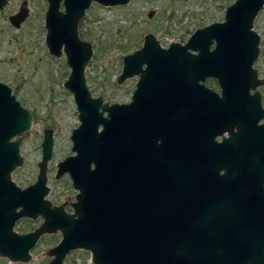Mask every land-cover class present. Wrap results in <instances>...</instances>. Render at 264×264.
I'll list each match as a JSON object with an SVG mask.
<instances>
[{
  "label": "water",
  "instance_id": "1",
  "mask_svg": "<svg viewBox=\"0 0 264 264\" xmlns=\"http://www.w3.org/2000/svg\"><path fill=\"white\" fill-rule=\"evenodd\" d=\"M90 1L62 0L60 11L59 0H47L44 13L45 44L55 55L62 46L69 66L62 85L72 95L78 120L69 133L74 154L56 164V176L67 173L77 191L71 214L50 207L43 199L50 129L42 131L35 182L21 189L10 180V172L22 164L19 143L27 135L32 116L0 81V257L24 262L41 234L58 230L61 237L47 251L51 256L47 264H62L74 249L88 251L91 264H217L220 254L232 255L236 264H264V234L255 233L260 240L230 238L231 232L214 225L220 219L217 215L207 211L201 215L199 210L172 203V187L177 200L190 186L213 189L220 182L210 172L187 177L180 161L172 176L167 129L161 161L150 121L141 116L139 99L140 93H218L199 82L206 77L217 80L225 98L232 93L242 97L263 83L253 67L260 41L253 19L264 0H234L227 5L223 20L196 28L184 45L172 42L161 50L153 33H146L143 47L124 55L117 78L120 83L137 74L141 62H146L127 105L103 100L101 94L92 96L85 84L83 68L91 47L78 37L76 23ZM93 1L106 6L128 0ZM24 15L20 7L9 22L16 27ZM209 104L207 122L215 124L210 115L215 114L216 105ZM38 215L42 222L32 231H13L17 219Z\"/></svg>",
  "mask_w": 264,
  "mask_h": 264
},
{
  "label": "rangeland",
  "instance_id": "2",
  "mask_svg": "<svg viewBox=\"0 0 264 264\" xmlns=\"http://www.w3.org/2000/svg\"><path fill=\"white\" fill-rule=\"evenodd\" d=\"M232 1L129 0L124 5L112 6L91 1L77 22L79 37L92 47L83 71L90 94H101L107 101L127 100L136 78L117 82L122 56L141 44L145 32H153L163 44L184 41L195 27L222 19L225 7ZM19 2L6 0L0 9V81L6 83L19 103L30 111L32 122L19 144L22 164L10 176L19 186L34 180L42 128L50 127L51 155L46 165V184L50 191L46 198L57 204L68 201L72 194L67 178L54 179L53 175L56 162L70 153L69 130L78 123L72 95L62 85L68 66L63 57L47 53L44 45L42 11L45 0H26L27 14L14 27L8 22L7 15L17 9ZM253 28L259 33L261 50L255 66L259 76H264V5L253 20ZM208 85L216 88L214 80L208 81ZM40 222V217L20 219L13 229L23 233L36 228ZM59 239L57 231L43 233L26 261L9 262L0 257V264H47L51 258L47 250ZM61 263L91 264L90 255L88 251L74 249Z\"/></svg>",
  "mask_w": 264,
  "mask_h": 264
},
{
  "label": "flooded vegetation",
  "instance_id": "3",
  "mask_svg": "<svg viewBox=\"0 0 264 264\" xmlns=\"http://www.w3.org/2000/svg\"><path fill=\"white\" fill-rule=\"evenodd\" d=\"M127 2H129V0ZM5 3L6 0H1L0 9ZM46 5L47 0H45V7L42 11L44 45L46 47L47 53L55 57H63L64 62L66 63V57L62 46L60 47L59 54L55 55L48 51L45 44L46 29L44 26V13ZM20 7L25 9V15L18 22V24L25 18L27 14L26 0H20L17 9L7 15L8 22L9 16L17 13ZM58 10H63L62 0H59L58 2ZM223 17L222 19L213 21H221L223 20ZM204 25L197 26L194 28V30ZM148 32L151 31H147L143 34V38L139 46L134 48L132 51L123 54L122 66L124 55L143 47L144 36ZM191 33L189 34V36L191 35ZM153 35L155 36L154 33ZM188 37L186 38V40L188 39ZM155 38L157 39L156 36ZM186 40L170 41L167 44H163L157 39V43L155 45H157L162 50L169 48L172 42H178L179 44L184 45L186 43ZM213 46L214 43L210 44V49ZM187 50L193 53L197 52V50L193 51L190 47H187ZM260 51L261 50L259 47L258 54L253 62V67L257 71V78L264 79V76H259L258 69L255 66V61L260 54ZM140 65V70L137 74H133L125 78L127 79L135 77V86L141 75L144 74V70L147 66L146 62L143 61ZM68 72L66 76L68 75ZM185 78L187 79V75H185ZM213 80L215 81L216 88L208 85V81ZM199 82H203L207 87L217 91L218 93H215L217 96L215 97L214 93H190L187 90L184 93H140L139 95V99L141 101V116H144V118L149 119L150 121L153 129L152 134L156 139V143L159 145V156L161 161L163 158L162 145L165 138L164 132L165 129H167L168 161L170 163V173L172 174V176L174 177L175 175L176 163H179L177 161H180V164H183L182 172L189 174L187 177L193 175L203 176L210 172L215 174L214 176L218 178V181L220 182L219 187L213 189L190 186L179 193L180 196L177 198V200L174 187H172L171 194L173 193V195L171 201L172 203H180V205L184 206L189 211H191L192 209L199 210L201 211V215H203L206 211L210 212V214L214 216L217 215L220 219L218 221H215L216 223L214 225L222 226L224 228L223 230L231 232L232 235L228 236L230 238L243 240H260V237L255 233L258 232L264 234V229L261 228H264V82L257 84L255 88H251L250 93H244L242 97H239L240 93H232L231 98L224 97V93L220 92V86L218 85L215 78L206 77L204 81L200 79ZM134 88L132 89L128 99L125 101H121V104L127 105L128 103H130ZM149 88V84H147L146 91H148ZM154 90L155 89L153 87L152 91ZM103 100L106 99L103 97ZM207 103L216 105L215 114L210 115L212 121H216L215 124L210 122L209 124L207 122ZM103 114H105V112H103ZM44 128L50 129L52 141V129L46 126L42 128V131ZM161 133L164 134L161 135ZM70 146V153L64 154L57 162L61 161L62 158L67 155L74 154V151L70 149ZM56 164L53 178L58 179L62 176H65L68 180L72 194L68 201L64 200L57 204H54L49 199H47L46 196L48 195L50 190L48 185L46 184L47 178L45 167L44 186L46 188V192L43 195V199L48 202V205L50 207H59L60 210H62L64 213L71 214L73 212L71 203L74 202V196L77 191L72 188L71 181L67 173H62L56 176ZM36 175L37 172L35 174L34 180L24 186H19L18 184H16L11 179V176L9 178L16 186L22 189L33 184L36 180ZM37 217H40L42 222V217L40 215H38ZM20 219L30 218H19L15 221V223ZM33 229L35 228H32L31 230L23 233L30 232ZM13 231L15 230L13 229ZM56 231L59 232L58 230ZM50 248H48V250ZM31 249H29V251ZM224 255L227 256L228 254L218 255L219 259L217 258V264H236V260H234V257L232 255L227 256L229 258L228 260L224 259Z\"/></svg>",
  "mask_w": 264,
  "mask_h": 264
}]
</instances>
